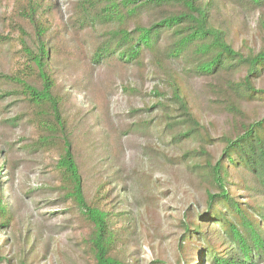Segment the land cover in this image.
Returning a JSON list of instances; mask_svg holds the SVG:
<instances>
[{"label":"trees","instance_id":"obj_1","mask_svg":"<svg viewBox=\"0 0 264 264\" xmlns=\"http://www.w3.org/2000/svg\"><path fill=\"white\" fill-rule=\"evenodd\" d=\"M12 2L6 20L22 55L15 69L0 72V99L10 97L23 109L0 121V232L18 225L6 189L19 168L11 156L50 157L53 202L85 228L88 264H140L130 249L137 222L114 205L113 193L124 183L120 169L101 156L107 146L102 139L82 132L83 117H76L61 81L63 65L72 62L133 69L156 82L150 110L157 115L138 120L139 132L178 152L172 165L185 166L200 198L177 217L166 216L173 219V264H264V116L245 109L264 106V89H256L264 80V0H75L66 19L54 0ZM225 8L259 12L255 51L234 48L237 32L224 19ZM195 79H209L204 106L190 94ZM95 98L105 112V98ZM208 108L228 117L226 132L211 135L204 121ZM10 123L22 124L28 134L10 136ZM7 245L0 240V264H39L43 258L22 244L10 256Z\"/></svg>","mask_w":264,"mask_h":264},{"label":"rangeland","instance_id":"obj_2","mask_svg":"<svg viewBox=\"0 0 264 264\" xmlns=\"http://www.w3.org/2000/svg\"><path fill=\"white\" fill-rule=\"evenodd\" d=\"M63 19L71 12L75 0H54ZM12 0H0V72L15 69L20 59L21 45L18 35L8 28L6 20L12 11ZM255 14H236L223 9L222 15L236 37L232 44L236 50L247 52L257 49ZM61 81L70 92L71 104L79 113L82 132L91 139H102L107 146L101 156L120 169L123 185L114 193L115 207L130 212L137 222L130 248L140 264L155 260L173 264L171 242L174 229L173 219L181 211L193 208L199 202L198 192L189 184L185 166H173L172 159L178 152L167 149L154 136L139 132L137 121H148L157 115L154 107L153 87L156 82L149 73L143 79L136 71L110 68H89L87 64L70 63L63 65ZM209 79H195L189 82L191 96L197 103L205 105L204 89ZM135 90L125 93L120 85ZM264 89V80L256 89ZM95 97L105 98L106 111L101 112L102 103ZM23 109L10 97L0 99V121L10 120ZM204 113V121L215 137L228 129V117L214 108ZM248 114L264 116V106L252 103L245 107ZM72 110V109H71ZM141 117V118H139ZM11 124V123H10ZM6 125L10 136L22 137L27 130L22 124ZM1 125V123H0ZM132 129H137L132 131ZM0 126V141L3 136ZM13 133V135H12ZM20 155V156H18ZM11 159L19 164L9 185L6 187L8 201L16 214L17 227L0 232V240L7 239L6 251L10 256L17 252L18 245L33 246L34 251L43 255L39 264H88L89 256L81 244L85 228L68 214L66 206L56 199L51 186L55 184L52 159L17 151ZM201 208V207H200ZM199 208V209H200ZM156 213L153 215V213ZM28 230V233L26 231Z\"/></svg>","mask_w":264,"mask_h":264}]
</instances>
